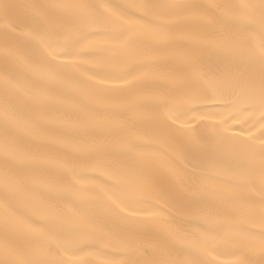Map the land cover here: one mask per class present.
<instances>
[{
	"label": "snow or ice",
	"instance_id": "snow-or-ice-1",
	"mask_svg": "<svg viewBox=\"0 0 264 264\" xmlns=\"http://www.w3.org/2000/svg\"><path fill=\"white\" fill-rule=\"evenodd\" d=\"M0 264H264V0H0Z\"/></svg>",
	"mask_w": 264,
	"mask_h": 264
}]
</instances>
